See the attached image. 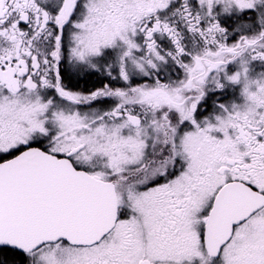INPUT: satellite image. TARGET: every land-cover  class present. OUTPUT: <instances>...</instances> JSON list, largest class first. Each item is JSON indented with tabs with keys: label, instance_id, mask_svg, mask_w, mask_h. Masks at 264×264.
<instances>
[{
	"label": "snow or ice",
	"instance_id": "obj_1",
	"mask_svg": "<svg viewBox=\"0 0 264 264\" xmlns=\"http://www.w3.org/2000/svg\"><path fill=\"white\" fill-rule=\"evenodd\" d=\"M0 264H264V0H0Z\"/></svg>",
	"mask_w": 264,
	"mask_h": 264
}]
</instances>
